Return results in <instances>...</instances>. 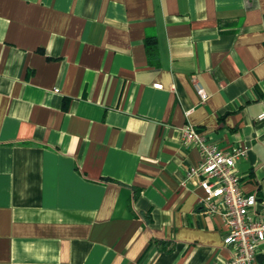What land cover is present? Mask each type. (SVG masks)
Here are the masks:
<instances>
[{
  "label": "crops",
  "instance_id": "0c3cea01",
  "mask_svg": "<svg viewBox=\"0 0 264 264\" xmlns=\"http://www.w3.org/2000/svg\"><path fill=\"white\" fill-rule=\"evenodd\" d=\"M184 123L258 210L264 0H0V264H223Z\"/></svg>",
  "mask_w": 264,
  "mask_h": 264
},
{
  "label": "built area",
  "instance_id": "2783aa9c",
  "mask_svg": "<svg viewBox=\"0 0 264 264\" xmlns=\"http://www.w3.org/2000/svg\"><path fill=\"white\" fill-rule=\"evenodd\" d=\"M191 83L199 100H203L206 92L199 82L191 78ZM151 85L161 87L156 82ZM180 142L184 146L195 145L199 152L200 160L188 166L185 178L198 177V186L203 190L200 199L203 211L217 213L226 226L222 243L230 246L231 255L223 264H252L258 244L264 241V201L255 211L254 194L240 190L239 176L234 173L233 164L244 150L237 146L220 149L189 123L180 127Z\"/></svg>",
  "mask_w": 264,
  "mask_h": 264
},
{
  "label": "trees",
  "instance_id": "16d2710c",
  "mask_svg": "<svg viewBox=\"0 0 264 264\" xmlns=\"http://www.w3.org/2000/svg\"><path fill=\"white\" fill-rule=\"evenodd\" d=\"M145 44H146L145 49H146V52H147L148 60L149 61L151 60L152 62H154L153 61V57H154V45H153L152 41L146 39L145 40Z\"/></svg>",
  "mask_w": 264,
  "mask_h": 264
}]
</instances>
